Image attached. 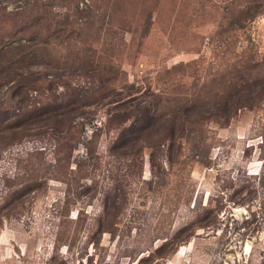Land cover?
I'll return each instance as SVG.
<instances>
[{"label": "rangeland", "instance_id": "374dc122", "mask_svg": "<svg viewBox=\"0 0 264 264\" xmlns=\"http://www.w3.org/2000/svg\"><path fill=\"white\" fill-rule=\"evenodd\" d=\"M0 264H264V0H0Z\"/></svg>", "mask_w": 264, "mask_h": 264}]
</instances>
